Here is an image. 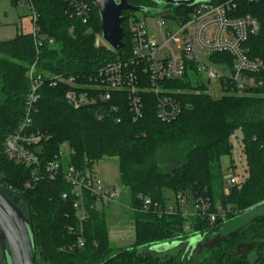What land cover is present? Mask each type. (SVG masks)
Wrapping results in <instances>:
<instances>
[{"label":"trees","instance_id":"obj_1","mask_svg":"<svg viewBox=\"0 0 264 264\" xmlns=\"http://www.w3.org/2000/svg\"><path fill=\"white\" fill-rule=\"evenodd\" d=\"M25 1L11 0L13 6ZM85 1L91 8L86 24L72 16L66 0L33 3L43 40L40 53L32 32L0 41V187L29 220L36 264H264V211L225 231L238 217L264 209V88L251 95L215 99L206 92L205 84L193 83L189 74L166 81V88L182 91L176 97L182 112L171 122L158 117V96L147 90H142L144 117L137 122L133 121L126 91L113 92L110 100L75 108L67 99L75 88L69 79L74 77L76 86H84L107 64L129 60L132 39L126 26L130 18H138L136 11H125V47L116 51L100 43L99 10L90 0ZM129 2L148 9L157 6L149 0ZM246 6L245 13L254 8ZM167 7L177 14L190 8ZM257 16L263 30L250 44L253 55L264 59V13ZM34 65L35 77L43 83L31 113L30 131L50 137L41 144V162L52 160L64 144L75 150L68 162L81 170L94 169L100 160L117 157L120 183L130 190L134 209L136 238L131 246L112 245L107 213L91 195L85 198L88 218L81 221L80 210L75 208L77 195L63 176L46 177L29 188L34 168L4 155L5 141L26 118L32 85L28 73ZM56 76L64 80L51 85ZM237 156L245 159L241 166L245 177L227 192L222 160L230 157L235 164ZM202 193L210 197L211 211L222 207L226 220L211 223L207 217L185 214L177 196L193 203ZM140 196L163 207L174 204L175 212L162 216L143 212ZM79 237L84 238V246L78 245ZM197 237L200 240L193 249ZM217 237L216 245L198 251ZM174 242L178 245L168 251L154 249Z\"/></svg>","mask_w":264,"mask_h":264},{"label":"built area","instance_id":"obj_2","mask_svg":"<svg viewBox=\"0 0 264 264\" xmlns=\"http://www.w3.org/2000/svg\"><path fill=\"white\" fill-rule=\"evenodd\" d=\"M35 1L37 0H26L23 6L32 11V33L40 53L43 40L39 38L38 14L33 6ZM66 1L70 3L72 16L84 24L89 23L91 8L85 0ZM247 4L254 8L245 13L249 9ZM252 11L257 15L264 13V0L201 2L183 9L180 14L166 8L159 13L160 18L151 27L146 20L134 17L129 26L132 57L107 64L90 77L84 86H76L74 77H71L69 82L75 88L67 94V99L75 108H79L96 104L98 100H110L113 92L126 91L133 121L137 122L144 117L142 90H147L158 96V117L164 122H171L182 112L183 106L176 99L182 91L166 88V81L181 80L189 74L193 83L205 84L207 90L214 82L218 83L222 93L220 98L224 95L254 94L264 88V59L253 55L254 47L250 44L251 38L258 36L263 30L262 21ZM214 56L217 58L214 59ZM35 71L34 65L28 73L32 85L27 98L26 118L20 128L5 141L4 155L10 160H18L34 168L32 180L27 184L29 188L46 177L55 179L63 176L71 185L72 192L77 195L75 208L80 210V220L84 221L88 218L85 208L87 194L96 200L97 205L109 206L116 202L120 192L108 189L95 169L81 170L70 164L68 161L75 150L67 144L61 147L52 160L41 162V144L50 137L30 131L31 113L39 100L38 90L43 83V80L35 77ZM60 80H64V77L56 76L51 85H57ZM120 121L117 119L118 123ZM239 157L237 156L235 164L231 163L226 169L229 174L225 178L227 192L230 187L240 185L245 177L240 163L242 159ZM140 198L143 212L152 211L159 216L175 212L174 204L163 207L150 197ZM177 200L183 208L189 203L182 195H178ZM193 205L194 214L207 217L211 223L219 218H227L220 206L216 212L211 211V200L205 193L197 194ZM84 243V238L79 237L78 245L84 246Z\"/></svg>","mask_w":264,"mask_h":264},{"label":"water","instance_id":"obj_3","mask_svg":"<svg viewBox=\"0 0 264 264\" xmlns=\"http://www.w3.org/2000/svg\"><path fill=\"white\" fill-rule=\"evenodd\" d=\"M99 10L102 31L98 36L113 50L125 47V11H142L155 14L162 12L167 6L194 7L201 2L213 0H149L157 3L159 8H145L132 5L130 0H90ZM210 83V82H209ZM200 237L193 240V249L197 246ZM0 243L6 264H36V246L33 231L29 220L24 213L11 201L0 187ZM174 243L158 244L154 247L158 252H165L175 248Z\"/></svg>","mask_w":264,"mask_h":264},{"label":"rangeland","instance_id":"obj_4","mask_svg":"<svg viewBox=\"0 0 264 264\" xmlns=\"http://www.w3.org/2000/svg\"><path fill=\"white\" fill-rule=\"evenodd\" d=\"M168 8V7H167ZM32 11L28 7H24L23 5L13 6L11 0H0V41L11 40L17 36L18 33H29L33 31V22L31 20ZM136 15L138 18L142 20H146L147 24L151 27L155 21H157L160 16L159 14H155L152 10L149 12V15H146L145 12L136 11ZM134 17L130 18L127 22V31L129 32V26L132 24ZM131 39V38H130ZM100 43L105 44V42L101 39ZM207 93L210 94L213 98H218L221 96V89L218 83L214 82L211 86L208 87ZM240 158V157H239ZM242 161H240L241 166L245 164L244 157H241ZM21 163L20 161H16ZM95 171L99 174L100 177H103L108 183V185L112 189L119 190L121 197L118 198L120 205L111 207L109 206H100L107 213V220L110 226L115 224H120L121 221H124L131 214V193L127 188H123L120 183L119 178V163L117 157H107L103 160H100L95 164ZM245 169V166H244ZM228 177L229 174L225 172V178ZM225 181V180H224ZM192 205V204H190ZM112 211L113 209V212ZM194 210V205H193ZM264 211V209H258L250 214L240 216L235 219L225 231H230L235 229L237 226H240L246 223L254 214ZM218 238L211 239L210 241L202 244L198 251L204 250V247L214 246L216 245ZM132 241L115 243L113 242V246L115 248L119 247H129L133 244ZM202 250V251H203ZM198 252V253H199ZM250 259L253 261L255 259V255H252ZM0 264L5 263L4 253L0 243Z\"/></svg>","mask_w":264,"mask_h":264},{"label":"crops","instance_id":"obj_5","mask_svg":"<svg viewBox=\"0 0 264 264\" xmlns=\"http://www.w3.org/2000/svg\"><path fill=\"white\" fill-rule=\"evenodd\" d=\"M220 98V97H218ZM232 163V160L230 157H224L222 160V164L224 169H227ZM99 175V174H98ZM105 183V186L108 189H112L108 183H106L105 179L103 177H101ZM121 197V195L119 196V198ZM121 202H119V200H116V202L110 204L111 207L120 205ZM192 204V205H190ZM185 214H194V210H193V203L189 202L184 208H183ZM111 211V209H110ZM130 215L127 219H125L124 221H121L120 224H115L113 226H110L107 220V225H108V234H109V239L113 245V242H117V243H122V242H128V241H135L136 238V223L133 219V209L132 207L130 208ZM113 212V209L112 211ZM134 243V242H133ZM118 248V247H117ZM119 248H124V247H119Z\"/></svg>","mask_w":264,"mask_h":264},{"label":"flooded vegetation","instance_id":"obj_6","mask_svg":"<svg viewBox=\"0 0 264 264\" xmlns=\"http://www.w3.org/2000/svg\"><path fill=\"white\" fill-rule=\"evenodd\" d=\"M132 5L137 6V4H132ZM155 8H159V6L157 5ZM166 8H167V7H166ZM166 8H163L162 12L165 11Z\"/></svg>","mask_w":264,"mask_h":264}]
</instances>
